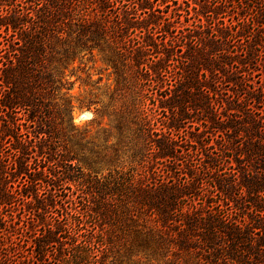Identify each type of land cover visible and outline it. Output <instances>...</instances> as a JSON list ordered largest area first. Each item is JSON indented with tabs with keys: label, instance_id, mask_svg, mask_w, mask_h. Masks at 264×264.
<instances>
[{
	"label": "trees",
	"instance_id": "1",
	"mask_svg": "<svg viewBox=\"0 0 264 264\" xmlns=\"http://www.w3.org/2000/svg\"><path fill=\"white\" fill-rule=\"evenodd\" d=\"M262 39L264 0H0V264H264V126L233 68ZM94 55L101 152L66 75Z\"/></svg>",
	"mask_w": 264,
	"mask_h": 264
},
{
	"label": "rangeland",
	"instance_id": "2",
	"mask_svg": "<svg viewBox=\"0 0 264 264\" xmlns=\"http://www.w3.org/2000/svg\"><path fill=\"white\" fill-rule=\"evenodd\" d=\"M233 43L230 51L236 53V56L244 58L247 42L240 40ZM260 44V46L256 47L259 56L256 61L252 62V65H245L244 67L235 64L233 68L235 71L240 72L239 75H241L244 81V91L240 92L237 97L239 98V108L236 118L242 120L243 117L250 113L256 119H260V122L264 126V39L261 40ZM78 65L79 68L75 67L73 70L69 69L66 71L70 82L68 94L74 103L73 122L79 128L80 132H84L85 129L91 130L87 140L92 143V145L90 143V146L95 147L97 151L101 152L104 150V147L114 143L115 140L111 139L109 143L103 142L102 132L107 128L106 119H97L91 125L90 120L94 117L93 112L96 109H102L108 104L113 90V77L111 76L110 70H106L104 63L97 55L93 57L86 56L76 66ZM236 68L238 69L236 70ZM247 92H259L261 101L258 102L246 97ZM89 103H91L90 109L86 107ZM242 112L245 114H242ZM240 134L242 136L236 139L239 143L245 139L243 133ZM227 137L229 136L216 133L212 138L217 141H222L226 140ZM86 153H82L78 149L77 155L81 162L80 164L88 167V161L84 157ZM232 155L233 153L231 152L224 153L223 160L228 161V158ZM225 165L228 166V164ZM107 166H109V163H104L101 169H105ZM121 264L127 263L122 261Z\"/></svg>",
	"mask_w": 264,
	"mask_h": 264
}]
</instances>
